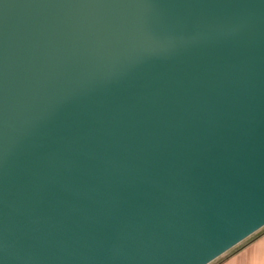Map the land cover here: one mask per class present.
I'll use <instances>...</instances> for the list:
<instances>
[{
  "label": "water",
  "instance_id": "95a60500",
  "mask_svg": "<svg viewBox=\"0 0 264 264\" xmlns=\"http://www.w3.org/2000/svg\"><path fill=\"white\" fill-rule=\"evenodd\" d=\"M264 228V0H0V264H209Z\"/></svg>",
  "mask_w": 264,
  "mask_h": 264
},
{
  "label": "crops",
  "instance_id": "0c3cea01",
  "mask_svg": "<svg viewBox=\"0 0 264 264\" xmlns=\"http://www.w3.org/2000/svg\"><path fill=\"white\" fill-rule=\"evenodd\" d=\"M209 264H264V228Z\"/></svg>",
  "mask_w": 264,
  "mask_h": 264
}]
</instances>
